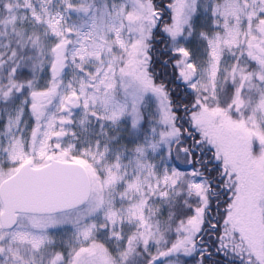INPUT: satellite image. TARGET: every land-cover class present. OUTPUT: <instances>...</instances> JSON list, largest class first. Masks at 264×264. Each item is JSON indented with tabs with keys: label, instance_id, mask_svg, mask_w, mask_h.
Masks as SVG:
<instances>
[{
	"label": "snow or ice",
	"instance_id": "1",
	"mask_svg": "<svg viewBox=\"0 0 264 264\" xmlns=\"http://www.w3.org/2000/svg\"><path fill=\"white\" fill-rule=\"evenodd\" d=\"M0 264H264V0H0Z\"/></svg>",
	"mask_w": 264,
	"mask_h": 264
}]
</instances>
